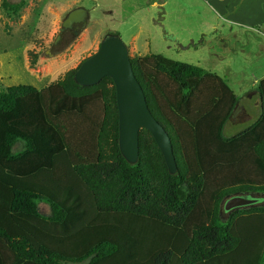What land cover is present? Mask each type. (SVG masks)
<instances>
[{
  "label": "trees",
  "instance_id": "trees-1",
  "mask_svg": "<svg viewBox=\"0 0 264 264\" xmlns=\"http://www.w3.org/2000/svg\"><path fill=\"white\" fill-rule=\"evenodd\" d=\"M130 63L177 174L144 129L138 162L123 159L108 77L81 87L78 65L41 90H0V264H264V206L219 213L225 197L264 194V79L260 116L225 138L239 98L224 79L156 54Z\"/></svg>",
  "mask_w": 264,
  "mask_h": 264
},
{
  "label": "rangeland",
  "instance_id": "rangeland-1",
  "mask_svg": "<svg viewBox=\"0 0 264 264\" xmlns=\"http://www.w3.org/2000/svg\"><path fill=\"white\" fill-rule=\"evenodd\" d=\"M239 2L229 0L222 7L206 0H0V90L19 85L41 90L92 56L105 36L116 33L130 58L161 55L223 78L248 115L238 123L231 115L222 132L229 138L230 133L245 130L257 119V93L250 95L257 90L250 84L264 79V23L246 30L219 18L226 17ZM77 8L88 15L83 29L78 26L74 39L62 41L61 23ZM212 26L220 31L214 33ZM30 53L37 55L34 67L30 66ZM20 147L18 144L15 150ZM227 167L218 165L228 175ZM242 170L255 173L249 163ZM235 195L247 197L249 193ZM231 197L221 203L223 221L229 217L224 204ZM258 197L262 201L256 206H264V194ZM38 207L41 214H50L46 204L38 203Z\"/></svg>",
  "mask_w": 264,
  "mask_h": 264
},
{
  "label": "water",
  "instance_id": "water-1",
  "mask_svg": "<svg viewBox=\"0 0 264 264\" xmlns=\"http://www.w3.org/2000/svg\"><path fill=\"white\" fill-rule=\"evenodd\" d=\"M87 16L83 9L71 10L61 23V31L71 28L73 24L85 23ZM105 77L112 80L115 88L118 148L123 159L129 165L138 162V136L139 131L144 129L152 136L169 175H176L177 165L171 141L163 127L150 113L144 93L132 72L129 50L116 34L107 35L101 40L97 51L80 64L73 79L81 87H90ZM258 196L260 194H255V197L252 194L247 197L232 196L225 202L224 210L232 212L246 206L254 207Z\"/></svg>",
  "mask_w": 264,
  "mask_h": 264
},
{
  "label": "crops",
  "instance_id": "crops-1",
  "mask_svg": "<svg viewBox=\"0 0 264 264\" xmlns=\"http://www.w3.org/2000/svg\"><path fill=\"white\" fill-rule=\"evenodd\" d=\"M206 1L207 2H215L222 7H223V5L228 4V2H229V0H206ZM243 8H245L246 11ZM226 10H227V8H226ZM219 18L223 19L224 20L223 22H225V23L235 24L236 26L244 28L246 30H253V27H255L256 25L264 23V0H240V2L238 4L235 3L233 5L232 11L227 12L226 17H219ZM211 29L213 30L214 33L220 31V30H218V26H212ZM192 44H190L189 46H191ZM194 47H195V45L194 46L192 45L191 48L194 49ZM210 73L219 76L216 72H210ZM259 81L260 80L258 79L255 81V83H251L250 84L251 89L255 88ZM255 93H257L256 94L257 95V101L255 102L254 105L257 108L258 107L260 108V100H259L258 92L255 91L253 93H250V95L255 94ZM237 113L239 114L238 117L235 116ZM231 115H232V118H234V121L236 123L241 122V121H243L244 118L248 117L247 109L243 105H240V104L236 105V107L234 108ZM259 116H260V110H259L258 117ZM258 117H257V119H258ZM227 124H228V122H227ZM236 134L230 133L229 135H231L230 137H232Z\"/></svg>",
  "mask_w": 264,
  "mask_h": 264
},
{
  "label": "flooded vegetation",
  "instance_id": "flooded-vegetation-1",
  "mask_svg": "<svg viewBox=\"0 0 264 264\" xmlns=\"http://www.w3.org/2000/svg\"><path fill=\"white\" fill-rule=\"evenodd\" d=\"M80 25H82V24H73L72 26H71V28H69V29H66V30H68V31H74L78 26H80ZM64 31V30H63ZM62 31V32H63ZM253 197H255V196H253ZM262 197H257V199H256V203L253 205L254 207H256V205L259 203V201H262V199H261ZM250 208H252L251 206H246V207H243V208H241V209H239V210H236V211H232V212H228V214L230 215V214H233V213H236L237 211H240V210H247V209H250Z\"/></svg>",
  "mask_w": 264,
  "mask_h": 264
},
{
  "label": "built area",
  "instance_id": "built-area-1",
  "mask_svg": "<svg viewBox=\"0 0 264 264\" xmlns=\"http://www.w3.org/2000/svg\"><path fill=\"white\" fill-rule=\"evenodd\" d=\"M264 32V31H263Z\"/></svg>",
  "mask_w": 264,
  "mask_h": 264
}]
</instances>
